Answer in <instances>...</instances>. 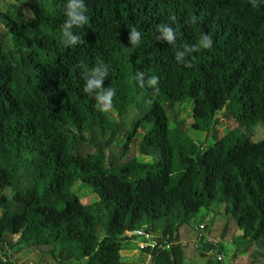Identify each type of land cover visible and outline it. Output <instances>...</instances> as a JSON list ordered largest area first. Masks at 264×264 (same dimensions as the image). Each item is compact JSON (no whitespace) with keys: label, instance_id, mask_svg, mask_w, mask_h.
<instances>
[{"label":"trees","instance_id":"16d2710c","mask_svg":"<svg viewBox=\"0 0 264 264\" xmlns=\"http://www.w3.org/2000/svg\"><path fill=\"white\" fill-rule=\"evenodd\" d=\"M83 3L74 43L68 0L0 10V264L30 251L129 264L128 248L149 264H225L217 238L246 242L228 264H264V0ZM138 131L149 162L130 150ZM212 205L224 212L194 224ZM141 227L155 237L139 249L126 232Z\"/></svg>","mask_w":264,"mask_h":264},{"label":"rangeland","instance_id":"374dc122","mask_svg":"<svg viewBox=\"0 0 264 264\" xmlns=\"http://www.w3.org/2000/svg\"><path fill=\"white\" fill-rule=\"evenodd\" d=\"M14 0H0V10L4 11L7 8H9L10 3H13ZM188 134L198 143H203L206 139V136L203 132L189 129ZM142 139V133L141 131H138L137 134L134 135L132 140H130V150L138 155V158L142 162H149L150 157L145 155H140L139 149H140V141ZM72 191H75L77 195L80 197L81 201L83 203H91L92 201L96 200V197L90 189H88L86 186H81L78 183H75L72 187ZM212 210H206L204 208L200 209L199 212L195 215L193 218L194 224H208L210 225L211 219L214 217L215 213H223V205L217 206L212 205ZM217 229V228H216ZM214 235L218 237L220 233V229L213 231ZM203 234H206L205 231H203ZM209 236H207L208 238ZM222 243L225 253H224V263L228 264L230 259L235 254H242L246 242L243 241L240 238H237L233 241H224V240H218L217 238V244ZM138 241L136 242V246H138ZM123 259H127L129 264H147L148 258L144 256L137 248H128L121 252ZM64 264H77L74 260H67L64 261ZM205 259L198 258L194 261V264H204ZM17 264H58V259L55 257H52L51 255L42 254L37 251H30L27 253H23L19 256H17Z\"/></svg>","mask_w":264,"mask_h":264},{"label":"clouds","instance_id":"9594fccd","mask_svg":"<svg viewBox=\"0 0 264 264\" xmlns=\"http://www.w3.org/2000/svg\"><path fill=\"white\" fill-rule=\"evenodd\" d=\"M68 11L66 12V15L69 17L67 23L63 26V36L68 37V43H74L80 39V37H71L70 32L68 29L71 27V25L76 24L78 26L85 25L88 22V18L83 14V12L86 10L84 7L83 0H68L67 4ZM139 33L132 29L131 36L132 40L135 41ZM165 37L168 40L173 39V33L169 29H165ZM210 41V37L208 38ZM207 47V43L204 45ZM97 74L100 78L96 79H89L87 80V83L85 85V91H88L92 89L93 87L99 89L101 87L102 77L103 73H99L97 70ZM152 83H155V78L153 77ZM114 95V92H108L105 95L100 96L99 98L104 101L105 107H110L112 102V96Z\"/></svg>","mask_w":264,"mask_h":264},{"label":"built area","instance_id":"2783aa9c","mask_svg":"<svg viewBox=\"0 0 264 264\" xmlns=\"http://www.w3.org/2000/svg\"><path fill=\"white\" fill-rule=\"evenodd\" d=\"M127 235H130V236H136L138 238H140V240L138 241V248L139 249H142L146 246H152L154 244V237H155V234L152 233L151 231H146L144 227H141L139 229H136L134 231H128L126 232ZM142 239V240H141ZM147 258H148V263H150V255H147Z\"/></svg>","mask_w":264,"mask_h":264},{"label":"crops","instance_id":"0c3cea01","mask_svg":"<svg viewBox=\"0 0 264 264\" xmlns=\"http://www.w3.org/2000/svg\"><path fill=\"white\" fill-rule=\"evenodd\" d=\"M148 260V259H147Z\"/></svg>","mask_w":264,"mask_h":264}]
</instances>
